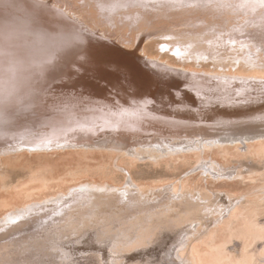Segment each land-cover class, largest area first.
I'll return each mask as SVG.
<instances>
[{"label": "rangeland", "instance_id": "rangeland-1", "mask_svg": "<svg viewBox=\"0 0 264 264\" xmlns=\"http://www.w3.org/2000/svg\"><path fill=\"white\" fill-rule=\"evenodd\" d=\"M84 1L0 0L1 146L15 143L24 144L33 139L47 142H58L57 140H59L60 142L62 138H66L67 141H71V139L74 140L73 136L74 138L78 136V133L89 137L90 135L102 136L111 132H122L120 130L133 131L131 133L136 136L143 134L141 137L144 139L147 130L151 128L156 129L159 135L168 138L188 135L185 134L186 131H192L193 128L195 129L193 131L198 133L201 131L202 133L210 132L211 134H207V136L212 138L215 134L220 135L227 132L224 131L226 129H232L228 126L232 125L233 120H242V123L235 124L237 125L235 129L240 128L241 130L264 125V123L252 119L258 113L264 114V112L261 113V110L264 109L263 81H250L237 77L239 78V81L236 80L237 82L228 79L224 80L225 82H218L210 75L214 70L213 63L218 64L217 60L214 58H210L209 61L204 59L203 65L193 63L194 61L189 59L186 61L181 59L180 54L175 53L176 49L172 51V47L167 45L184 47L183 43L191 44L203 41V37L196 39L195 35L208 32L211 38L205 39V41H217L214 45L216 49H208L210 56L223 54L221 46L225 45L230 48V52L235 46H239L234 50L238 49V54L243 55L240 46H243V42L246 40H253V32L249 20L246 26L239 28L238 18L253 20V11L263 14L264 7L259 6L261 2L255 4L253 0H101L100 4L104 7L108 5V7L106 6L107 10L103 7L102 13L95 4V11L98 14V18H96L86 12L88 8ZM195 8L197 9L195 10ZM118 14L130 16L129 18L132 20L140 18L142 14L143 18L141 17V19H146L149 15L150 19L145 22L144 31H141L139 35L140 38L136 31L138 23H133L134 27L131 26V29L130 27L117 29L114 23L119 17ZM93 18L98 20V25L93 21ZM257 18L264 19L262 15ZM220 23L227 25V28L213 31L208 27V24L220 25ZM118 26L121 28L119 23ZM247 26L250 28L249 31L244 29ZM78 28L80 30H77ZM191 31L195 33L186 37L185 34H189ZM166 35H170V37L163 39V36ZM175 35L181 39L174 40L173 36ZM129 38L130 42H127L126 40ZM109 40H113L111 42L114 45ZM219 40H223L224 43H220ZM261 40L264 41V38ZM162 42L167 46L165 47ZM251 44L253 45V43ZM254 49L255 51L250 53L247 49L246 55L254 56V63L257 65L264 63V47L255 46ZM114 50L116 55L113 53ZM121 54L122 56H120ZM46 55L47 57H45ZM243 62L244 66L248 63L252 65L251 62ZM246 67L248 68V66ZM256 67L262 68L263 66ZM215 69L218 72L221 70L218 66ZM180 71L182 73L185 71V74L189 76L180 75ZM227 71L234 72L236 70L230 63ZM107 72L112 74H106ZM207 73H209V79L206 78V81ZM114 75L118 76L119 81ZM99 92L101 93L97 94ZM204 98L205 100H203ZM208 98L214 100H207ZM89 99L95 102L94 105L90 102L93 107L89 105ZM144 100L152 102L154 106L149 110L140 109L142 103H145ZM73 101L75 104L78 102L77 107L81 103V107L75 108ZM83 101H87V103L83 105ZM72 103L73 108L70 106ZM134 108L138 110L137 113L142 110L140 114L138 113L140 116L137 115ZM95 111L96 115L98 114L96 118L101 117L99 121H96V115H93ZM90 113L93 118L90 117ZM88 117L91 119L88 120ZM155 117H165L170 120H165L167 125L163 120V123L156 124L153 119ZM217 118L228 119L230 123L227 120L226 122L216 120ZM246 118L249 120H244ZM141 119L145 122L143 123ZM182 119L189 123L195 122L197 125L190 126V124L183 125L181 123L182 125L178 126L180 124L178 122ZM97 122L102 124L95 126L94 123ZM224 122L227 125H224ZM135 124L138 126L134 127ZM149 126L151 127L148 128ZM241 140L236 142L237 144L231 145L215 144L212 148L202 150V153L182 150L174 157L165 156L158 160L142 158L135 161L134 157L129 154V156L125 154V157L111 149H90L86 146L19 153L15 159L5 162L6 166L12 170L10 179L13 183L12 191L7 196L8 199L10 198L11 206L39 201L47 196L59 197L60 194H65L68 198L71 188H78L82 183L91 180L98 183L109 182L117 188L124 189L129 172L139 186L163 196L170 194L171 197L175 191L174 187H179L177 194H181L182 191L185 193L193 191L196 193L194 202L195 204L199 203L197 208L202 209L208 206V209L199 212V216L197 215L199 218L195 219V224H189L191 225L190 229H184L182 238L184 243L187 242L185 246H175L181 242L178 239L182 235L181 232L164 230L158 235V231H155L154 235L158 238L153 235L152 241H145L134 249L131 247L130 251H126V248L129 249V247L124 243L125 248L120 247L118 257L109 261L111 256H114L111 251L115 249V246L109 244L108 248H102L110 256L101 253V249L97 248L104 246H100L98 243L97 230H93L92 234L87 233V230L76 237L72 235V232H64L63 234H66L62 236V243L54 233L46 241V243L50 242L52 246H55L54 250L42 254L41 252L44 253L46 246L39 247L41 244L38 245L39 243L36 241L32 242L34 233L25 228L32 226L37 221L40 222L39 217H42L44 211L57 208L55 204L49 205L50 207H44L46 210L41 208L42 210L38 209L35 212L29 211L27 218L22 217L23 219L19 223L25 226L17 227L18 230L15 229L8 233L9 229L15 225L14 222H10L8 230L2 229L5 230L4 233L1 230L0 247L3 243L8 242L4 244L7 246H4L7 250H3L6 256L2 253L4 257L0 261L1 264H52L50 263L52 261L56 262L54 264H108V261L109 264H185V258L192 257V248H194L191 246L192 244L197 245L195 248L200 249V252L204 251L205 255L202 256L205 257L202 258L208 259L207 261L210 257L213 258H210L208 264L214 262L215 257H218V253L221 252L223 253H221V257L225 262L231 260L230 262L234 261V264H238L237 261L245 259L247 255L250 264H264V153L259 152L260 145L253 139L247 143L243 139ZM255 143L259 146L256 145L254 148ZM237 145H240V148H235ZM222 146L230 147L231 154L224 156ZM200 156L208 161H216L219 164L216 166L217 170L227 169V171H232L233 175L225 173L218 176L212 173V177H207L206 174L204 175V171L200 173L198 170V172L197 169L202 161ZM238 173L241 177L235 176ZM132 189H136L137 192V185H134ZM79 193H83V191H79ZM201 195L206 197L204 196L202 200L200 199ZM136 198L139 199V197ZM229 202L237 203L238 209L235 213L238 214L235 216L231 214L233 209L229 210V205H231ZM192 204L194 203L192 202ZM9 208H0V217L7 213ZM39 212L41 215L38 214ZM49 223H46L49 225L46 229L57 228L58 221L51 220ZM230 227H234L232 232ZM249 229L252 231L250 232ZM254 232L256 233L254 234ZM259 232L261 233L259 234ZM135 234L142 235V233ZM86 239L93 240H88V242ZM133 239H131L130 246H136L134 244L136 241ZM32 244L34 247H31ZM67 247H71V249H65ZM60 252L65 253L57 256ZM67 255L70 258L65 262L62 258Z\"/></svg>", "mask_w": 264, "mask_h": 264}, {"label": "bare ground", "instance_id": "bare-ground-1", "mask_svg": "<svg viewBox=\"0 0 264 264\" xmlns=\"http://www.w3.org/2000/svg\"><path fill=\"white\" fill-rule=\"evenodd\" d=\"M84 2H85L84 4L86 5V8H88L86 12L90 13L92 16H95L96 18H98V16H97L98 14H96V11H95V4H97L98 8H100V11L103 13L104 5L100 4L101 0H90V1L89 0H85ZM253 3H255V4H259L260 3L261 5H259V6L264 7V0H253ZM106 6L108 7V5H106ZM106 6L104 8H106ZM196 9L197 8H195V10ZM105 10H107V8ZM153 10H154V8H153ZM6 13H4V14H6ZM117 13H115V14H117ZM259 15H262L264 17V13L262 14L259 11H253V20L251 18L247 19V20H245V19L241 20V19L238 18V26H239V28H242L243 26H246L247 25L246 23H248L247 21L249 20L250 21V25H251V31L253 32V40H250V41L246 40V41L243 42V46H240L241 47L240 50L243 52V55L242 54L241 55L238 54V49L234 50V49H236V47L238 48L239 46H235L232 49V51L230 52V48L227 45H225L224 47L221 46L223 54H221V55L214 54V55L210 56L208 49L209 48L211 50L212 49L213 50L216 49V47H214V45H215V43H217V41L206 42L205 39H210L211 38V37H209V33L208 32L207 33H202L201 35H199V34L195 35L196 39L203 37L204 38L203 41H198V42H194V43H191V44H184L182 42L184 47H181L179 45H176L174 47V46H172V44H167V45L169 47H172L171 48L172 51H174L176 49L175 53L178 54V55L180 54L181 59H184L186 61H188V59H189L192 62L194 61L193 63H198V64L200 63V64L203 65L204 64V62H203L204 59H206V60L208 59V61H209L210 58L211 59L214 58L215 60H217L216 62H218V64H214L213 63L214 70L212 71V73L210 75L214 78V80H217L218 82L219 81H224V80H227V79L237 82V81H239L238 80L239 78H237V77H240V78L246 79V80H250V81H258V82L259 81H263L264 82V63H259L258 65L259 66H263V67L262 68H257L256 66H258V65L254 63V60H255L254 56H252L250 54L246 55V50L247 49H248V52L250 53V52H254L255 51V49H254L255 46L256 47H259V46L260 47H264V41L261 40V39L264 38V34H263V31H264V19L257 18V16H259ZM157 16H159V15H157ZM129 17H126L123 14L119 15V17L117 19L115 18L116 19V23H114V25H116L117 29L119 30V29H124V28H129V27L131 29L132 28L131 26H133V23H138V27H137V29L135 27V29H136V31H138V33H137L138 38H140L139 35L141 34V31H144L143 28H145L144 27L145 24H146L145 22H148V19H150L149 15H148V18H146V19H141V17L143 18V14H142L141 17L139 16L140 18L133 19V20L130 19ZM93 21L97 24L98 20L96 21L95 18H93ZM118 23L121 25V28L118 26ZM206 26H204V27H206ZM208 27L210 29L212 28L213 31L214 30L221 31L222 28L226 29L227 25L222 24V23H220V25H218V24H208ZM201 28H202V26H201ZM244 29L249 31L250 28H248V26H247ZM77 30H80V29L78 28ZM195 31H197V30H195ZM74 32H76V31H74ZM72 33H73V31H72ZM194 33L191 31L189 34H185V35H187L186 37H190ZM219 33L222 34V32H219ZM258 35H260V36L257 38L256 36H258ZM75 36L77 37V35H75ZM80 36H81V34H80ZM80 36H79V38H80ZM163 37H164L163 39H165L167 37H170V35H166V36H163ZM173 37H174V40L181 39V37H178L177 35H175ZM77 39H78V37H77ZM85 40H87V39L85 38ZM81 41H82V39H81ZM111 41H113V40H109L110 43H112ZM126 41L130 42V38L127 39ZM219 41H221V40H219ZM114 42H115V40H114ZM236 42L239 43L238 40H236ZM155 43H157V41H155ZM163 43L164 42H162V44ZM220 43L223 44L224 43L223 40ZM220 43H219V45H220ZM251 43H253V45ZM95 44H93V45H95ZM105 45H107V44L105 43ZM105 45L102 44V46H105ZM112 45H114V43H112ZM163 45L165 47L167 46L166 44H163ZM96 46H98V45H96ZM107 46H109V45H107ZM110 48H111V46H110ZM103 49H104V47H103ZM116 49H118V48H116ZM89 51H90V49H89ZM113 53H115V50H114ZM99 55H100V53H99ZM115 55H116V53H115ZM117 55L119 56V54H117ZM87 56H90V55H87ZM118 56H116V57H118ZM120 56H122V54ZM45 57H47V55ZM242 60L246 61V62L247 61L251 62L252 65L251 64L249 65V63H248V65L246 64V66H248V68H247L246 66H244L245 64H243L244 62ZM230 63L232 64V67H234V69L236 71H234V72L233 71H227V68L229 67ZM114 65H116V64H114ZM217 66L221 68V70L219 72L217 71V69H215V68H217ZM250 66H253V68H250ZM152 68H153V66H152ZM184 68H187V67H184ZM177 69H179V68H177ZM181 69H182V67H181ZM162 71H163V69H162ZM108 73L112 74L111 72H107L106 74H108ZM168 73H170V72H168ZM116 74H117V72H116ZM179 74L182 75V76H189V75L185 74V71H184V73H182V71H180ZM198 74H199V72H198ZM204 74H206V73H204ZM172 75H174V74H172ZM114 76L116 77V79H118L117 78L118 76H116V75H114ZM208 76H209V73H207V76H205V80H206V78L209 79ZM201 78H202V73H201ZM118 81H119V79H118ZM105 85H108V84H105ZM111 90H113V89H111ZM125 90H126V88H125ZM143 92H145V91H143ZM100 93L101 92H99L97 94H100ZM189 97H191V96H189ZM156 98H158V97H156ZM203 100H205V98ZM207 100H214V99H212V98L209 99L208 98ZM142 101H143V99H142ZM144 101H145V103H142V105L140 106V109L144 108L145 110H149L150 107L154 106V104H152V102H150L148 100H144ZM90 102L93 103V105L95 104V102L90 101V99H89L88 103H90ZM77 103L78 102H76V104H75V102H74V104H75L74 106H75V108L79 109L81 107L80 106L81 103L79 102L80 103V104H78L79 107L76 106ZM85 103H87V101L84 102L83 105ZM91 103L89 105H91ZM67 104L69 105L70 103H67ZM70 106H72V108H73L74 107L73 103ZM86 106H87V104H86ZM96 107H98V106H96ZM132 107H134V106H132ZM100 108H102V107H100ZM70 110H71V108H70ZM102 110H103V108H102ZM92 111H91V113H92ZM136 111H138V110L135 109V112ZM140 111H142V110H139V112H138L139 114H140ZM85 112H87V111H85ZM262 112H264V109L261 110V113ZM80 113H83V112H80ZM91 113L89 115H90L91 118H93ZM138 113H137V115H139ZM142 113H144V112H142ZM142 113H141V117H142ZM84 114L87 115V113H84ZM94 114L96 115V111H95V113H93V115ZM97 115L95 116V118L97 117ZM216 115H217V113H216ZM263 116H264V114L261 115V114L258 113L256 115H254L252 119L255 120L256 122L264 123V117ZM141 117H139V118H141ZM91 118L88 117V120H90ZM99 118H101V117H99ZM99 118H96V121L97 120L99 121ZM144 118H146V116H144ZM144 118H142V119H144ZM150 118L152 119V117H150ZM142 119H141V121H142ZM153 119H155L156 124L158 122H162V120H163V122H166V121L170 120V118L166 119L165 117L164 118L163 117L162 118L155 117ZM148 120H149V118H148ZM216 120H221L222 122L223 121L226 122V120L228 121V119H225V118H223V119L217 118ZM244 120H249V118H246ZM96 121L94 119V122H96ZM192 121H194V120H192ZM100 122H102V121H100ZM146 122H148V121L146 120ZM225 122L223 124L227 125V124H225ZM247 122H249V121H247ZM178 123H180V124H178ZM178 123H177L178 126H180L182 124L183 125L190 124V126L191 125H197V123H195V122L189 123V121L185 122L183 119L180 120ZM228 123H230V122L228 121ZM237 123H242V120H233L232 123H231L232 125L228 126V127H232V129H226L224 131H227V132H225L223 134H220V135L219 134H215L212 138H208L209 136H207V134L208 135L211 134L210 132H206V133L203 132L202 133V131H201V132L198 133L196 131H193L194 128L192 129L193 132L191 130H189V132L186 131L187 133H185V134H188V135L172 136V137L168 138L166 136L164 137L163 135H159L157 133L156 129L154 130L153 128H151V129L147 130L148 132L146 133V135H144V137H143L144 139H142V137H141L143 134H139V136L138 135L136 136L135 134L133 135L131 133L133 131L125 132L124 130H120L122 132H116V133L115 132L114 133L111 132V133L106 134V135L103 134L102 136H99V135L98 136H95V135L91 136L90 135L89 137L88 136H84L81 133H80L81 134L80 135L78 133V136L75 137V138L73 136L72 138L74 140L71 139V141H67L68 139H66V138H62V140L60 142H59V140H57L58 142H56V141L55 142L54 141L53 142H51V141L47 142L45 140L33 139V140H30V141H28V142H26L24 144L23 143H15V144L2 145V146L0 145V208H7V207L9 208L11 206L10 198L8 199L7 196L12 191L11 188H12V184L13 183L10 180L11 177H12L11 176L12 175L11 174L12 170H10L9 166H6L5 162L9 161V160H13V158L15 159L16 157H18L17 155H19V153L23 152V154H24L25 151H31L32 152V151H35V150H48L49 151V150H55V149H65V148H68V147L72 149V148H80L82 146H84V147L86 146L87 148H90V149H95V148H98V149H101V150L102 149H111L112 151L119 152L120 155H122V156H125V154H127V156L131 155V156L134 157L135 161H136V159H142V158L143 159H151V160L155 159V160H158L159 158H163V157L165 158V156L166 157L167 156L174 157L176 153H178L179 151L182 152V150H184V151L186 150V152L187 151L188 152H190V151H194V152L196 151L197 152L198 151V153L200 151L202 153L203 152L202 150H205V148H212L213 146H215V144H219V145H223V144L229 145L230 144L231 145L233 143H236V142L238 143L239 141H242L241 139H243V141L245 143H247L248 141L250 142V139H253L254 142L259 143V145H260L259 146L258 144L255 143L254 148L257 145V146H259V152L260 153H264V125L262 124V125H259V126L253 127V128H248L246 130H241L240 128L235 129V127L237 126L235 124H237ZM94 124H95V126H97L99 124V122L94 123ZM100 124H102V123H100ZM166 125H167V122H166ZM198 125H199V123H198ZM205 125H206V123H205ZM81 126L83 127V125H81ZM133 126L137 127L138 125L135 124ZM150 127L151 126H149L148 128H150ZM182 127H184V126H182ZM182 127H180V128H182ZM97 130H98V128H97ZM204 135H206L207 137H205ZM13 139H15V138H13ZM63 139H66V140H63ZM217 141H219V142H217ZM245 145L247 146V144H245ZM235 148H237V149L240 148V145L239 146L238 145L235 146ZM222 150H224V152H222ZM222 150H221V152L224 153V156H225V154H228V155L231 154L230 153V150H231L230 147L222 146ZM5 156H7V159H5ZM201 157L202 156H200V158ZM200 160H202V161H201L200 167L197 169V171L200 170V173L204 171V175L206 174L207 177H212L213 174H217L219 176L220 174L222 175V174H225V173L233 175L232 174L233 172L230 171V170L227 171V169H225L223 171L217 170L216 166H218L219 164L216 161H213V160L208 161V160H206V158H204V159L201 158ZM116 166L120 167L119 165H116ZM121 169H123V168H121ZM193 172H194V170H193ZM200 173H199V177H200ZM195 176H197V175H195ZM235 176L236 177L237 176L241 177V175L239 173L236 174ZM134 185H137V187H138V191L137 192H136V189H132L134 187ZM45 186H46V184H45ZM182 187H183V185H182ZM71 189L69 190V193H68L69 197L68 198H66L67 195L60 194L59 197H57L55 195L54 196H50V197L47 196L44 199L39 200V201H34V202H29V203L27 202V203H25L23 205H20V206L19 205L11 206L9 208L8 212L5 213L2 217H0V232H1L2 229H7L8 230L9 227H10V225H9L10 222H14V224L15 225L17 224V225L16 226L13 225L11 227L12 229L10 228L11 230L9 229L8 233L11 232V231H15V229L18 230L17 227L25 226L24 224H19V223H20V220L23 219L22 217H26L27 218V213L29 211L35 212L38 209H41V208L43 209L44 207H47L49 205L55 204V206L57 208L54 209V210L44 211V210H46L44 208V210H43L44 213H42V217H39V219H41V221L40 222L37 221L35 223V224H37L36 226H35V224H33L32 226H29V227L25 228V229H27L29 231H33V233L35 234V235L33 234V236H32V242L36 241V242L39 243L38 245L41 244V246H39V247L46 246V250L44 251V253L41 252L42 254H46L47 252H51L52 250H54L55 246H52L50 244V242L46 243L47 239L49 237L53 236L54 233H56L55 237L59 239V242H61L63 240L62 236L66 234V233L63 234L64 232H72V235H74V237H76L77 235L82 234L84 231L88 230L87 233L92 234L93 230H97L98 231V235H99L97 237V239H99L98 243L100 244V246H104V247H100V248H97V249L98 250L101 249V251H102L101 253H103L104 255L107 256L109 253L107 254V252L105 250H103L102 248L107 247L109 244H113V246H115V249H113L111 252H112V255H114V256H111V259H109V261H113V260H115L118 257V253H119L120 247L125 248L124 247V243L126 244V246L129 247V249L126 248V251H128V250L130 251L132 248L134 249V248H137V247L141 246L145 241H148V240H149V242L152 241L154 236H156V235H154L155 231L156 232L158 231V235H160V233H163L164 230H173V231L175 230L178 233L181 232L182 235L178 237L179 241H181V242H179L175 246H177V247L185 246L187 244V242L185 241V243H184V240L182 238L184 236L183 235L184 234V232H183L184 229L185 230L186 229H190L189 227L191 225H189V224H195L194 221H195V219L199 218L198 217L199 216V212H203L205 209H208V206H206V205H205L206 207H203L202 209L197 208L199 203L195 204L194 201H195V198H196V193H194L193 191L192 192L189 191L188 193H185V192H183L181 190L182 193L181 194H177V191L179 190V187L178 188L174 187L175 191H174V193H173V195L171 197H170V194L163 196V195H160L159 193L157 194V192H155V191H149L148 189L146 190L145 188L139 186L137 183H135V181L133 180V178H132V176H131V174L129 172H128L127 183H126L124 189L122 187L121 188H117V187H115L113 184H111L109 182L98 183L95 180L87 181L85 183H82V185L79 186L78 188H71ZM79 191H83V193H79ZM153 194L155 195L154 197L152 196ZM231 194H233V193H231ZM204 196L201 195L200 199L203 200ZM136 197H139V199L137 200ZM175 199H177V200H175ZM161 201H163V202H161ZM192 202L194 204H192ZM197 202H198V200H197ZM230 204L231 205H229V210L233 209L231 214H232V216H235V214H238V213H235V211H237V209H238V207L236 205L237 203L236 204L235 203H230ZM38 214H40V212ZM33 215H35V214H33ZM26 218H24V219H26ZM35 218H37V217H35ZM51 220L53 222H54V220L58 221L57 228H55L53 230H52L53 227H51L49 229H46L47 226H49L46 223H48V222L51 223ZM21 223H22V221H21ZM30 225H31V223H30ZM52 225H54V224H52ZM233 228H231V227L229 228V229H231V232L234 230ZM35 230L37 231V233H36ZM249 230H250V232L252 231L251 229H249ZM2 231H3L2 233L5 232V230H2ZM260 231L263 232L261 229H260ZM28 232H26V233L28 234ZM185 232L188 233L187 231H185ZM261 232H259V234ZM135 233H142V235L139 236V235H137ZM186 233H185V235L187 237ZM191 233L192 232L190 231V234ZM255 233L256 232H254V234ZM133 234H135V235L133 236ZM251 234H252L251 236H253V233H251ZM47 235H49V236H47ZM133 238H136V239H133ZM156 238H158V236H156ZM97 239H94V241L95 240L97 241ZM131 239L136 241V242H134V244H136V246H130L131 245ZM86 240L88 241V240H93V239H86ZM88 242H87V244H89ZM6 243H8V242L3 243L2 246L0 247L2 249L1 251H3L5 249L4 246H6V245H4V244H6ZM35 244H37V243H35ZM191 246L192 247L194 246V248H192L193 249L192 250V257L191 258H185V264H195V263L196 264H204V263L206 264L207 262L208 263L210 262V258L211 257L209 258V261H207L208 259L205 260L204 258H202V257H205V256H202V255H205L203 253L204 251L200 252L199 251L200 249L195 248V246H197V245H193L192 244ZM31 247H34V245L32 244ZM34 249L36 250V248H34ZM65 249L69 250V249H71V247H67ZM5 250H7V249H5ZM91 250H93V249H91ZM91 250H90V252H91ZM1 251H0V261L3 260L4 256H6L4 254V251L3 252H1ZM94 251H95V249H94ZM38 252H40V249H38ZM2 253L4 254V256H3ZM64 253L65 252H60L59 254H57V256H61ZM221 253H218V257H215V261L210 263V264H231V263L234 264V261L230 262L231 260H228L227 262H225V260H223V258L221 257L223 253L222 254ZM37 254H39V253H37ZM109 256H110V254H109ZM94 257H95V255H94ZM223 257L225 258V255ZM69 258L70 257L67 255V256H64L62 258V260L66 262V261H68ZM206 258H208V256H206ZM211 259H213V258H211ZM11 260H12V258H11ZM109 261H108V264H109ZM50 263L54 264L56 262L52 261ZM237 263L238 264H250V260L248 259V256L246 255L245 259L244 258L243 259H239L237 261ZM0 264H1V262H0ZM41 264H49V263H41Z\"/></svg>", "mask_w": 264, "mask_h": 264}]
</instances>
